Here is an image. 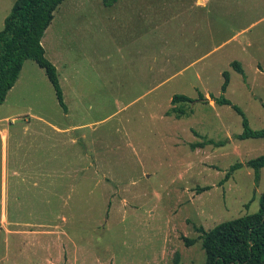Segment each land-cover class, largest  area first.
Here are the masks:
<instances>
[{
    "label": "rangeland",
    "instance_id": "1",
    "mask_svg": "<svg viewBox=\"0 0 264 264\" xmlns=\"http://www.w3.org/2000/svg\"><path fill=\"white\" fill-rule=\"evenodd\" d=\"M13 2L0 0V29ZM41 44L67 111L25 60L0 104L15 117L6 160L0 146V264H201L198 227L258 210L264 167L220 181L264 138H235L240 115L210 97L264 129V0H64ZM206 139L225 142L192 146Z\"/></svg>",
    "mask_w": 264,
    "mask_h": 264
},
{
    "label": "trees",
    "instance_id": "2",
    "mask_svg": "<svg viewBox=\"0 0 264 264\" xmlns=\"http://www.w3.org/2000/svg\"><path fill=\"white\" fill-rule=\"evenodd\" d=\"M64 0H14L10 12L4 18L0 29V104L6 98L7 92L17 80L23 63L27 59L33 60L41 67L50 81L58 104L64 112L67 111L63 100L55 65L45 57L41 38L49 26L53 12ZM117 0H101L106 7L112 6ZM232 68L241 76L244 70L241 64L234 60ZM221 92H225L228 81V71H223ZM199 98L206 100L199 93ZM218 105H230L241 117L242 131L234 137L237 139L264 138V129H252L242 109L232 104L223 95L210 97ZM192 99L183 94H174L171 103L191 102ZM264 107V102L262 103ZM177 117L185 114L182 109H175ZM225 141L206 139L197 146L213 144L221 146ZM243 165L253 170L254 179L258 181L259 170L264 167V154L248 159L244 164L235 162L229 166L220 183L225 182L232 172ZM208 189V187L203 188ZM201 233V247L205 252V260L201 264H264V190L259 196V207L256 212L248 213L230 220L222 221L209 230L198 227ZM196 239L184 237L186 246L194 244ZM175 264L178 254L175 253Z\"/></svg>",
    "mask_w": 264,
    "mask_h": 264
},
{
    "label": "crops",
    "instance_id": "3",
    "mask_svg": "<svg viewBox=\"0 0 264 264\" xmlns=\"http://www.w3.org/2000/svg\"><path fill=\"white\" fill-rule=\"evenodd\" d=\"M198 2L200 4H202V5H204V4H206L208 2V0H198ZM132 6H133V4H132ZM14 118L15 117H10L8 114L0 115V146H1V154L4 157V160H6V158H7L8 141H9V135H10V130H11L10 128H11V125H12L11 124V120H13ZM47 124H48L47 121H45L44 133H46ZM43 160H44V163H42V155H41V159H40L39 165L41 167H42V165H45L44 171H45V181H46V177H47V174H46V172H47V170H46V164H47L46 151H45ZM37 162L38 161H37V158H36V165H37ZM11 175H13V176L17 175L15 169L11 170ZM32 184H38V183H37V181H33Z\"/></svg>",
    "mask_w": 264,
    "mask_h": 264
}]
</instances>
